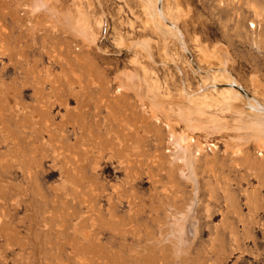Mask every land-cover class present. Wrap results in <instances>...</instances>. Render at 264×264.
Segmentation results:
<instances>
[{"label":"rangeland","instance_id":"1","mask_svg":"<svg viewBox=\"0 0 264 264\" xmlns=\"http://www.w3.org/2000/svg\"><path fill=\"white\" fill-rule=\"evenodd\" d=\"M144 2L0 0V264H264V150L210 104L230 75L244 109L264 113V0H159L177 11L187 52ZM183 134L203 143L197 180L169 149ZM193 201L197 237L175 255ZM148 246L158 258L144 263Z\"/></svg>","mask_w":264,"mask_h":264},{"label":"bare ground","instance_id":"2","mask_svg":"<svg viewBox=\"0 0 264 264\" xmlns=\"http://www.w3.org/2000/svg\"><path fill=\"white\" fill-rule=\"evenodd\" d=\"M145 2H144V4H145V13H146V15H148V17H149V21H151L152 22V24H153V26H154V28L157 30V32H158V34H160V36H163L164 37V39H165V42H167V40H169V39H174L176 42H177V44H178V46L180 47V49L184 52H187L188 51V48H187V44H186V40H185V36H184V33L182 32V30H181V28H180V25H179V16H178V14H177V11H175L174 9V7L173 6H169V8H168V10H164V9H161L162 8V5H160V8H158V2H159V0H144ZM174 4V3H173ZM37 7V6H36ZM39 7V6H38ZM37 7V8H38ZM40 8V7H39ZM38 11V10H37ZM54 14V13H53ZM58 19V18H57ZM60 20V19H59ZM66 21V20H65ZM68 21V20H67ZM56 22H58V21H56ZM66 24V23H65ZM68 24H70V22L68 23ZM71 24H74V23H72L71 22ZM67 26V25H66ZM74 26V25H73ZM73 26H71V27H73ZM34 27V26H33ZM70 27V28H71ZM74 29V30H73ZM73 29L71 28V30H73L75 33L77 32V31H79V30H82L83 32H84V38H88L89 40V43H92L91 41H92V31H90L89 30V28L88 27H83V28H80V27H78V26H75V28L73 27ZM75 29H77V30H75ZM72 31V32H73ZM74 33V34H75ZM87 40V39H86ZM145 41V40H144ZM143 41V42H144ZM94 42V41H93ZM142 42V41H141ZM143 42H142V44H143ZM147 42H144V44H146ZM141 44V43H140ZM143 44V46H145ZM95 45H97V44H95ZM146 45H148V44H146ZM97 47V46H96ZM145 47H147V49L148 50H146L147 52H148V57H150V59L152 58V53H151V51L149 50V47L148 46H145ZM99 49H100V47H99ZM144 49V48H143ZM99 53H101V52H99ZM105 53V52H104ZM190 55V54H189ZM190 57H191V55H190ZM227 58V60H228V56L226 57ZM226 58H225V60H223L222 61V63H221V66L222 67H220L221 68V70L223 71V72H226L227 71V60H226ZM154 60V59H153ZM174 60V59H173ZM175 61V60H174ZM174 64L177 66V67H179V65L177 64V62H174ZM226 77H227V75H226ZM135 79V78H134ZM122 80H123V78H122ZM124 82H126L125 80H124ZM123 82V83H124ZM134 82V81H133ZM226 82H227V85L229 84V88H225V96L224 97H226L225 99H224V101L223 102H212V103H210L211 104V108H212V105H217V104H219V103H221V105H224L223 107H225V109H227V111H229V113H230V116L232 117V119L234 118V119H236L238 122H240V124H243L242 126H243V128L241 127V126H239L240 128H242L241 129V133L243 134V135H245V136H247V131L249 132V134H250V137L253 139V140H255V141H257L258 143V145H259V148L261 149V150H264V113H261V112H255V111H247V110H245L244 109V105L246 104V100H245V98H244V96H243V94H242V92L241 91H239V89H237V88H235V84H237V82H236V80L234 79V78H232L230 75H228V77H227V79H226ZM127 84H128V81L126 82ZM131 83V82H130ZM126 84V85H127ZM133 84V83H132ZM136 84V83H135ZM124 85V84H123ZM256 86H257V88H259L260 87V85H258L257 83L255 84ZM131 86V85H130ZM134 86V88H136L135 87V85H133ZM119 87H122V86H119ZM38 88H40L39 86H38ZM126 88V87H125ZM133 88V87H132ZM184 88V87H183ZM119 90L121 89V88H118ZM118 89H117V91H118ZM137 89H138V87H137ZM136 89V90H137ZM36 90L39 92V90L36 88ZM122 90H123V87H122ZM141 90V89H140ZM139 90V91H140ZM35 91V90H34ZM40 91H41V89H40ZM138 91V90H137ZM138 91V92H139ZM42 92V91H41ZM140 93V92H139ZM35 94V93H34ZM38 94V93H37ZM41 94H43V93H41ZM39 95V94H38ZM73 95V94H72ZM137 95V94H136ZM143 95V94H142ZM37 96V95H36ZM56 96H58V95H56ZM157 96H158V98L157 99H155L157 102H159V104H160V101H161V97L157 94ZM187 96H188V94H187ZM38 97V99L36 98V101L38 100L39 101V105L40 106H48V107H52L53 106V104L54 103H52L51 101V99H49V100H51V101H49L48 99H46V98H42L43 97V95H42V97L39 99V96H37ZM144 97H145V95H144ZM143 97V98H144ZM184 97L187 99V97H186V95H184ZM189 97V96H188ZM139 98V97H138ZM148 98V97H147ZM154 98V97H153ZM63 99V98H62ZM67 100V99H66ZM159 100V101H158ZM180 102H182L180 99H178ZM55 101V100H54ZM68 101V100H67ZM143 101V100H142ZM142 101H140L142 104H143V102ZM56 102V101H55ZM165 103V102H164ZM168 103V102H167ZM58 104V103H57ZM60 104V103H59ZM65 104H66V101H65ZM178 104V103H177ZM56 105V104H55ZM61 105H62V103H61ZM63 105H64V103H63ZM170 105V104H169ZM220 105V104H219ZM220 105V106H221ZM239 105V106H238ZM143 106V105H142ZM144 107V106H143ZM219 108V107H218ZM221 109V108H220ZM172 111V110H171ZM189 111H190V109H189ZM218 111H219V109H218ZM221 112L220 113H222V112H227V111H223V110H220ZM191 113V112H190ZM229 113H227V114H229ZM171 114V113H170ZM173 114L174 113H172L170 116H173ZM192 115H193V112L191 113ZM177 115V114H176ZM153 116H155V115H153ZM177 117V116H176ZM217 117V116H216ZM158 117H156L155 116V119H157ZM171 118V117H170ZM172 118H174V117H172ZM213 119V118H212ZM215 119V118H214ZM218 119V118H217ZM157 120H159V119H157ZM219 120V119H218ZM212 121V120H211ZM214 121V120H213ZM212 121V124L214 123ZM215 121H216V119H215ZM237 121H235V122H237ZM217 122V124H214L211 128H209V129H212V128H214V127H216V126H219V124H222L223 122H218V121H216ZM215 122V123H216ZM237 122V123H238ZM167 123V122H166ZM207 124H209V123H207ZM207 124H204V125H207ZM166 125V124H165ZM244 125H246L245 126V128H244ZM169 128L170 126H166V128ZM239 127H237L238 128V130L240 129ZM246 127L248 128V130H245L246 129ZM236 128V127H235ZM234 128V129H235ZM35 128L33 127V130H34ZM169 130H170V128H169ZM235 130H237V129H235ZM211 131H215V130H211ZM176 132V131H175ZM188 132H190V131H188ZM46 133L47 134H49V137L51 136L50 135V133H51V130L50 129H48V128H46ZM172 134V133H171ZM179 133H177V135H178ZM173 135V134H172ZM181 135H182V133H181ZM175 136V135H174ZM178 136H180V134L178 135ZM177 136V137H178ZM183 136L184 137H186V138H184V137H181V139H180V142L178 143H176L175 144V147H177V148H175V149H177L175 152L173 151V154H174V158L173 159H175V160H177V159H181V161H183V162H185V164H186V166H187V169L189 170V172L191 173V175L193 174V171H194V168L196 167H194V165L196 164L195 163V161L197 162V160L195 159L196 158V155H200L201 153V151H203V150H201V149H203V147L201 146V145H203V143H201L200 141H196V139L195 138H193V137H189V140L187 139V135L186 134H183ZM190 136V135H189ZM168 137H169V135H168ZM176 137V136H175ZM176 137V138H177ZM180 138V137H179ZM168 139V138H167ZM171 139V138H170ZM175 139V138H174ZM184 139H186L187 141H184ZM39 140V138H38V136H37V134H35V137H33L32 138V141H38ZM178 141V140H177ZM233 142V141H232ZM212 144V143H211ZM211 144H209V145H211ZM231 144H233V143H231ZM213 145H215V144H212V147H213ZM38 145H33V148H36ZM207 146V145H206ZM169 147V146H168ZM208 147V146H207ZM205 148V147H204ZM181 151V152H180ZM178 153H181V156H178ZM262 155H264L263 153H262ZM177 163V162H176ZM180 164V166H181V163H179ZM180 168V167H179ZM187 171V170H186ZM195 172H196V169H195ZM187 172H185L184 174H186ZM196 174V173H195ZM194 174V175H195ZM195 176H198V175H195ZM192 177L194 178V176L192 175ZM194 179H196V178H194ZM197 180V179H196ZM199 180V179H198ZM189 181V180H188ZM192 181V180H191ZM193 182V181H192ZM197 182V181H196ZM191 184V183H190ZM197 187H198V185H196ZM212 187H209V189H211ZM192 189V188H191ZM198 189V188H197ZM193 190V189H192ZM199 190V189H198ZM198 190H197V192H198ZM214 190V189H213ZM196 194V193H195ZM199 194V193H198ZM8 195V194H7ZM212 195V194H211ZM213 195H214V192H213ZM211 198V197H210ZM192 199V198H191ZM196 199H197V196H196ZM198 199H199V196H198ZM198 201V200H197ZM200 203V202H199ZM199 203H197V204H199ZM112 204V203H111ZM194 201L191 203V205L189 206V210H188V212H187V215L185 216V219H184V221L182 222V224L179 226V233H177V234H175L174 235V240L171 238V240H173V243H172V248H173V251L172 252H174L175 253V255H177L178 253H179V251L180 250H182V249H186V248H188L189 246H190V244L192 243L193 244V242H194V239L197 237V232H198V229H197V224H196V222H197V220H196V217H195V209H194ZM186 206V205H185ZM184 206V207H185ZM196 207V206H195ZM179 210V209H178ZM100 211V210H99ZM171 211V210H170ZM173 211V210H172ZM177 211V210H176ZM180 211V210H179ZM182 212V211H181ZM99 213H101V212H99ZM112 213V212H111ZM168 213H171V212H168ZM179 213V212H178ZM171 215H173V214H171ZM96 216H98V215H96ZM168 216V215H167ZM183 216V215H182ZM91 217H93V216H91ZM90 217V218H91ZM171 217V216H170ZM180 217V216H179ZM89 218V219H90ZM99 218V217H98ZM182 218V217H181ZM180 218V219H181ZM99 219H102V218H99ZM83 220V219H82ZM86 220V219H85ZM171 220V219H170ZM177 220V219H176ZM175 220V221H176ZM84 221V220H83ZM87 221H88V223H90L89 222V220L87 219ZM95 221H97V220H95ZM173 221V220H172ZM82 222V221H81ZM85 222V221H84ZM86 223V222H85ZM97 223H98V221H97ZM97 223H95V224H97ZM165 222H162L161 224H164ZM174 223V222H173ZM92 224H93V222H92ZM95 224H93V225H95ZM160 224V225H161ZM177 224H179L178 222H177ZM176 224V225H177ZM165 225V224H164ZM172 225V224H171ZM175 225V226H176ZM82 225H80V227H81ZM90 227L92 226V225H89ZM99 226H101L100 224H99ZM99 226L97 225V229H99ZM163 226V225H162ZM169 226V225H168ZM175 226H173L174 228H175ZM79 227V228H80ZM87 227H88V225H87ZM89 227V228H90ZM93 227V226H92ZM96 227V226H95ZM95 227H93L94 229H92V230H95ZM102 227V226H101ZM178 227V226H177ZM176 227V228H177ZM82 228V227H81ZM103 228V227H102ZM111 228V227H110ZM175 228V229H176ZM92 230L90 231L91 233H92ZM104 230V229H103ZM102 230V232L104 233L105 232V230L103 231ZM171 230L173 231L174 229L173 228H171ZM6 230H5V228H1L0 227V234L1 233H4ZM89 231V230H88ZM161 231V230H160ZM177 231V230H176ZM96 232H98V231H96L95 230V235H96ZM162 232V231H161ZM160 232V233H161ZM169 232H170V230H169ZM178 232V231H177ZM100 233V232H99ZM98 233V234H99ZM171 233V232H170ZM174 233V232H173ZM84 234V233H83ZM169 234V233H168ZM231 234H232V237H233V239H234V241H237L238 239H237V237L235 236V233H234V231L231 229ZM167 235V234H166ZM89 236V235H88ZM92 236V240H93V234L91 235ZM99 235H97V239H99V237H98ZM90 237V236H89ZM168 237V236H167ZM96 238V237H95ZM82 239H83V236H82ZM97 239H94V240H97ZM152 238H150V240H151ZM164 239V238H163ZM85 240V239H84ZM91 241V240H90ZM125 241V240H124ZM147 241V240H146ZM145 241V242H146ZM94 242H97V244H98V251H100L102 248L101 247H99V246H101V244L98 242V240L97 241H94ZM92 244H93V242H91ZM127 243V242H126ZM129 243H133V242H129ZM136 244V243H135ZM147 244V243H146ZM191 244V245H192ZM94 245H95V243H94ZM93 245V246H94ZM103 245V247H107V246H110V244L109 245H107V246H105L104 245V243L102 244ZM130 244H128V246H129ZM132 246H134V243L133 244H131ZM152 245H154V244H152ZM80 246V245H79ZM78 246V247H79ZM156 246V245H155ZM83 247H85V246H83ZM87 247V246H86ZM95 247V246H94ZM95 247V248H96ZM134 247H136V246H134ZM134 247H131L130 248V246H129V248H130V251L132 252L133 251V249L132 248H134ZM157 247V246H156ZM89 248H90V246H89ZM129 248L127 249V250H129ZM153 248V247H152ZM151 248V246H148L147 247V252L145 253V255H144V257H143V259H144V263H146V262H148L147 260H149L150 262H154V259L155 258H158V257H153V255L155 254L154 252V254L152 255L151 254V250H153ZM155 248V247H154ZM94 249V248H93ZM92 249V250H93ZM110 249V248H109ZM142 249H144V247L142 248ZM157 249V248H156ZM155 249V250H156ZM189 249H190V247H189ZM78 250H79V248H78ZM82 250V249H81ZM86 249H84V251H85ZM96 250V249H95ZM107 250H108V248H107ZM134 250L136 251V249L134 248ZM137 250H138V248H137ZM211 250L213 251V252H217L218 250H217V248H216V246L214 245V243H212V245H211ZM102 251V250H101ZM104 251V250H103ZM112 251H113V249H112ZM115 251V250H114ZM120 251V250H119ZM135 251H133V253H135ZM219 251H220V249H219ZM124 252V251H123ZM129 252V251H128ZM140 252V251H139ZM138 252V253H139ZM144 252V251H143ZM101 253V252H100ZM107 253V252H106ZM110 253H112L111 251H110ZM109 253V254H110ZM118 253H120V252H118ZM122 253V252H121ZM120 253V255H122ZM137 253V252H136ZM141 253V252H140ZM139 253V254H140ZM218 253V252H217ZM83 254V253H82ZM86 254V253H85ZM93 254V253H92ZM97 254V253H96ZM99 254V253H98ZM97 254V255H98ZM102 254V253H101ZM114 254V253H113ZM116 254V253H115ZM128 255H129V253H127ZM132 254V253H131ZM130 254V255H131ZM139 254L137 255V256H139ZM77 255V254H76ZM84 255V254H83ZM141 255V254H140ZM89 256V255H88ZM95 256V255H94ZM101 256V255H100ZM104 256H105V254H104ZM112 256V255H111ZM116 256V255H115ZM119 255H117V257H118ZM123 256H124V254H123ZM85 257H87V254L85 255ZM85 257H82L83 259L85 258ZM102 257V256H101ZM101 257H100V259H101ZM109 257V256H108ZM114 257V256H113ZM112 257V258H113ZM135 257V256H134ZM140 257V256H139ZM161 257V256H160ZM160 257H159V259H160ZM82 258H79V260H81ZM111 258V257H110ZM121 258V257H120ZM125 258H127V257H122V259H124V261L126 260ZM132 258V257H131ZM138 258V257H137ZM162 258V257H161ZM83 259H82V261H80V262H84L83 261ZM90 259V258H89ZM95 259V258H94ZM97 259V258H96ZM115 259H117L116 257H115ZM121 259V260H122ZM129 259H130V256H129ZM142 259V258H141ZM158 259V260H159ZM107 260V259H106ZM114 260V259H113ZM112 260V261H113ZM120 260V261H121ZM136 260H138V259H135V261ZM157 260V261H158ZM98 261V263H99V260H97ZM104 262H105V260H103ZM108 261V260H107ZM111 261V262H112ZM123 261V260H122ZM121 261V262H122ZM134 261V262H135ZM139 261V260H138ZM142 261V260H141ZM160 261H162V259L160 260ZM91 262H92V260H91ZM94 262V261H93ZM108 262H110V261H108ZM107 262V263H108ZM116 262V261H115ZM137 262V261H136ZM163 262V261H162ZM88 263H90L89 261H88ZM87 263V264H88ZM113 263V262H112ZM119 263V262H118ZM138 263V262H137ZM157 263V262H156ZM78 264H81V263H78ZM82 264H86V262H84V263H82ZM91 264V263H90ZM93 264V263H92ZM95 264H96V261H95ZM104 264V263H103ZM109 264V263H108ZM111 264V263H110ZM122 264V263H121Z\"/></svg>","mask_w":264,"mask_h":264},{"label":"built area","instance_id":"3","mask_svg":"<svg viewBox=\"0 0 264 264\" xmlns=\"http://www.w3.org/2000/svg\"><path fill=\"white\" fill-rule=\"evenodd\" d=\"M172 141H173V142H171V144L169 145V146H170V148H169V149H171V148H172V149H173V148H175V142H174V140H173V139H172ZM171 146H172V147H171ZM173 146H174V147H173Z\"/></svg>","mask_w":264,"mask_h":264}]
</instances>
